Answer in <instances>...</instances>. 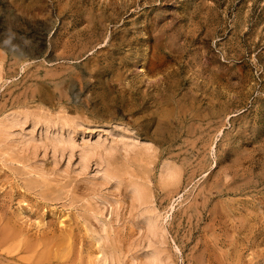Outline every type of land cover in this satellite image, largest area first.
<instances>
[{
	"label": "rangeland",
	"instance_id": "obj_1",
	"mask_svg": "<svg viewBox=\"0 0 264 264\" xmlns=\"http://www.w3.org/2000/svg\"><path fill=\"white\" fill-rule=\"evenodd\" d=\"M24 112L134 146L105 178L0 133V264H146L135 183L166 264H264V0H0V120Z\"/></svg>",
	"mask_w": 264,
	"mask_h": 264
},
{
	"label": "bare ground",
	"instance_id": "obj_2",
	"mask_svg": "<svg viewBox=\"0 0 264 264\" xmlns=\"http://www.w3.org/2000/svg\"><path fill=\"white\" fill-rule=\"evenodd\" d=\"M28 119L31 120V127L28 129V132L26 131L27 134H23L24 136L19 141L21 142L22 146L25 147V149H30L34 153L38 151L40 145H43L45 149L46 146L48 147L49 145L51 146L50 148H52L51 151H53L54 154H52L54 156L57 155V152H60L61 155L63 153H67L68 158L66 159L72 158L76 153L75 151L78 149L76 155L78 168L82 171L88 170V167L95 159L96 165L94 167V173L100 174V176L105 178H118L117 173L111 167L112 163L110 162V159L112 155L117 152V150L122 149V156L125 157L126 154H128V151L134 146V141H129L130 139L127 138L132 136L128 135L129 133L127 134L125 129H118L116 127H109L107 129L108 133L112 135V138L102 137V135L98 132L95 134L93 139L91 138V140H89L88 137L87 139L83 137L85 139L84 140L82 136H80V138L86 141H83L84 143L82 142L83 144H81L79 142L80 139L77 140L75 137L73 120L63 117L58 122L56 120L51 121L49 118L40 117L39 114L35 115L26 112L12 114L9 117L0 120V133L8 135L13 131L14 134L16 131H14V129H16V127L19 125L22 126V124ZM41 119L44 126V130L42 129L44 133L43 137L46 139L43 138L38 140L34 137L33 127ZM51 125L55 126V130H49ZM16 133L18 134V132ZM141 147L145 153H147L149 149H153L151 148L152 146H150V144L146 143H144ZM40 148L42 149L43 147L41 146ZM44 153L46 152L44 151ZM176 173L177 171L172 165L166 166L164 169V175L169 178L176 176ZM132 190L134 193V198L137 200V204L139 203L138 205L141 209V218L146 224V264H166L169 260L168 252L166 253L164 247L162 246L163 228L159 220V215L156 209L153 207L144 186L135 183L132 185Z\"/></svg>",
	"mask_w": 264,
	"mask_h": 264
}]
</instances>
